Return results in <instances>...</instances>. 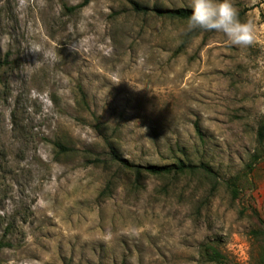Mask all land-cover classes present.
<instances>
[{
  "label": "rangeland",
  "instance_id": "1",
  "mask_svg": "<svg viewBox=\"0 0 264 264\" xmlns=\"http://www.w3.org/2000/svg\"><path fill=\"white\" fill-rule=\"evenodd\" d=\"M82 1L0 0V61L11 63L0 70V216L17 219L0 264H264V0H234L256 26L249 47L136 15L126 0L65 11ZM37 47L56 61L37 63ZM106 139L131 163H203L213 177L135 186L104 165ZM208 246L226 261L210 262Z\"/></svg>",
  "mask_w": 264,
  "mask_h": 264
},
{
  "label": "trees",
  "instance_id": "2",
  "mask_svg": "<svg viewBox=\"0 0 264 264\" xmlns=\"http://www.w3.org/2000/svg\"><path fill=\"white\" fill-rule=\"evenodd\" d=\"M133 13L136 15H149L152 14L158 18L162 19H170V20H180V21H186L188 17L192 14V10L190 9H168L163 7L155 6L151 9L148 7L132 1V0H126ZM90 0H83L82 3L78 4L77 6L72 7H65V11L69 14H74L80 10H82L84 7H86L89 4ZM240 16H242V12H240ZM189 41V36H185L182 40V44L180 48L185 47L187 42ZM6 59L0 61V70L4 66H10L11 63H8ZM1 81V77H0ZM82 94V93H81ZM83 95V94H82ZM82 97V96H81ZM83 103H85V100L83 99ZM195 132L200 140H202V132L200 130V127L198 125L195 126ZM257 140L260 145L264 144V123L260 125L258 128L257 133ZM106 148H107V158L108 160L105 162L103 161L104 165L107 164H115L119 168H121L124 172H127L133 176V183L135 186H139L142 178L144 175H152V176H164V175H171V174H195L199 171H202L205 173V175L213 177V172L211 168L207 164H199V165H192L190 163H185L184 161H178L177 163H174L172 165H164V166H158V165H147L142 166L139 164H134L126 160L125 158L121 157L115 148L114 144L111 143L110 140H105ZM53 147L58 150L59 154H69L70 152H73L72 149L67 148L63 146L61 143L55 142L53 144ZM98 161V160H97ZM0 169L1 166H0ZM227 188L229 189L230 193L233 197H236L238 195L239 190L236 181L229 180L227 182ZM213 189V188H212ZM4 219V218H3ZM2 217L0 216V226L2 229V234L0 236V254L3 250L10 248L11 242L10 237L14 235L16 231V223L17 219L13 217V221L7 222L6 219L3 221ZM26 219V218H25ZM23 219V220H25ZM6 221V222H5ZM19 221V220H18ZM204 253L208 257L210 262H216V263H224L226 261V258L215 248L212 246H208L204 248Z\"/></svg>",
  "mask_w": 264,
  "mask_h": 264
},
{
  "label": "clouds",
  "instance_id": "3",
  "mask_svg": "<svg viewBox=\"0 0 264 264\" xmlns=\"http://www.w3.org/2000/svg\"><path fill=\"white\" fill-rule=\"evenodd\" d=\"M192 14L187 18L185 31L222 33L233 46L249 47L256 40V26L252 20L241 19L234 0H191ZM42 54V60L55 62L57 53L54 50H43L40 47L32 50Z\"/></svg>",
  "mask_w": 264,
  "mask_h": 264
}]
</instances>
